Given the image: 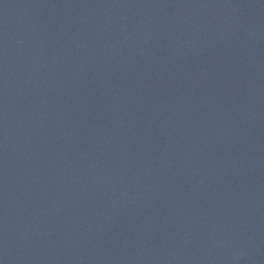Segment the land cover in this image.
Masks as SVG:
<instances>
[{"label": "water", "instance_id": "obj_1", "mask_svg": "<svg viewBox=\"0 0 264 264\" xmlns=\"http://www.w3.org/2000/svg\"><path fill=\"white\" fill-rule=\"evenodd\" d=\"M0 264H264V0H0Z\"/></svg>", "mask_w": 264, "mask_h": 264}]
</instances>
